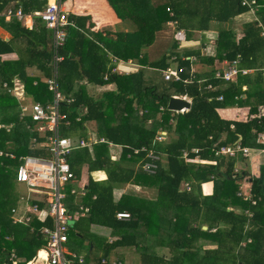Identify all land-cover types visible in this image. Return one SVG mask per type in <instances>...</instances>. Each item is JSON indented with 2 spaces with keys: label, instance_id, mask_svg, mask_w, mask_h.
Instances as JSON below:
<instances>
[{
  "label": "trees",
  "instance_id": "trees-1",
  "mask_svg": "<svg viewBox=\"0 0 264 264\" xmlns=\"http://www.w3.org/2000/svg\"><path fill=\"white\" fill-rule=\"evenodd\" d=\"M46 1L0 0V12L6 7L13 10L19 7L23 14L33 15L44 8ZM106 2L117 18L132 24V30L109 38L87 32L85 18L67 15L71 25L65 29V41L58 52L62 57L57 67L59 88L63 96L73 99L71 104L60 108L69 121V126L61 128L60 134L83 139L84 123L94 122L96 137L121 149L116 161L110 159L108 147L101 143L93 144L91 152L77 148L67 156L69 168L76 177L83 163L90 172L101 170L106 174L102 184L88 185L90 193L79 205L88 207L89 212L68 231L67 242L70 236L80 240L90 236L88 227L98 224L108 227L114 238L108 244L102 243L100 250L105 258L114 250L133 248L140 257L139 264H264V164L257 165L256 171H238L234 159L215 154L218 148L235 142L241 147L257 148L253 143L255 135L264 131V83L260 73L256 72L252 78L238 75L230 83L222 82L213 78V70L202 76L190 72L196 61L212 64L211 58L200 56L199 49L170 50L152 62H148L142 52L169 21L182 30L185 41L194 33L209 31L215 24L218 25L217 61L230 62L238 56L239 67L260 68L259 62L264 65V39L260 37L257 21L264 28V0H258L257 20L243 25V35L238 41L225 25L232 17L247 11L239 0ZM34 25L27 30L13 18L9 21L0 18V28L10 35L7 41L0 38V56L16 55L14 61L0 59V264H11V253L15 260H23L17 264H26L44 243L37 230L31 233L27 227H22V239L17 238L20 225L11 224L9 216L16 198V194L10 196L9 185L10 181L15 183L18 158L25 155L49 157L48 152L29 147L30 139L36 135L30 131V120L19 118L17 100L12 94L17 84L22 87L23 103L43 104L50 100L45 84L26 75L29 67L40 71L44 78L50 74L51 53L47 46L50 33L36 17ZM14 45L18 48L14 49ZM109 57L132 60L154 70L152 73L158 83H152L142 70L112 73ZM192 58L195 62H191ZM167 61L175 62L182 70V80L192 75L193 82L164 81L160 70L168 66ZM201 80L205 81L197 85L196 81ZM81 81L92 86L114 84L115 91L104 92L93 99L86 95L85 86L75 85ZM206 84L213 90H205ZM171 96L190 98L189 109L184 113L168 111L166 104ZM217 96H222V100L216 101ZM244 106L248 107V116L243 123L222 120L215 112L217 108ZM160 131L166 133L165 140L153 142ZM141 148L162 155L152 175L141 170L140 165L145 160ZM192 149L197 152L188 153L189 159L197 157L198 161H184L182 151ZM243 180H247L245 192L239 187ZM205 182L212 183L209 196L201 195L200 186ZM126 183L154 187L157 197L149 201L123 196L113 202V187ZM185 184L188 190L183 187ZM69 189L65 188L64 206L72 212L78 205L72 203ZM240 191L243 195L249 194V199L244 200L242 194L239 196ZM121 211L129 214L128 220L115 219V213ZM45 224L50 226L49 222ZM202 226L206 229L202 230ZM95 244V241L89 242L85 248L90 251ZM157 248L166 249L167 256L158 255Z\"/></svg>",
  "mask_w": 264,
  "mask_h": 264
},
{
  "label": "built area",
  "instance_id": "built-area-1",
  "mask_svg": "<svg viewBox=\"0 0 264 264\" xmlns=\"http://www.w3.org/2000/svg\"><path fill=\"white\" fill-rule=\"evenodd\" d=\"M239 2L241 6L247 7L250 11L257 7V0H239ZM34 15L40 20L44 29L50 32V76L44 80V84L51 98L43 104L38 102L23 103L22 93L19 92L22 90L21 86H19V91L14 86L12 94L18 102H21L18 107L19 118H28L31 122L30 131L36 135L30 139L29 147L46 151L49 153V157L29 155L19 157V163L14 172V179L17 184L22 185L24 188V194L19 198L25 204L23 214H29L30 217L37 216L41 222L48 219L51 227L42 226L39 228L44 244L26 264H35L36 262H41V264H85L82 257L64 248L67 242L68 231L73 230L78 218L86 216L89 212L88 207H80L78 210L68 212L64 206V199L66 197L65 188L67 184L74 180V175L67 162V156L74 148H88L98 142V140L94 138L81 139L75 143L71 139L59 134L60 128L68 125L66 114L60 108L63 104H70L72 99L64 97L59 89L57 67L62 61V57L58 55V52L65 41V29L71 23L67 20V14L61 6V0H48L44 8L40 12L34 13ZM0 17L5 21L13 18L21 24H23V20L25 19L19 7L15 10L11 7H6L0 12ZM167 25L172 27L174 39L179 43L178 46H181L184 42L183 32L176 29L174 22L169 21ZM239 62L240 59L236 56L234 60L226 62L224 68L213 69V78L222 82H231L238 75L244 76L251 71H257L260 73L261 81L264 83V65L258 70H250L239 67ZM111 72L121 74L120 71L114 68L111 69ZM181 72L180 68L168 67L161 71V75L165 81L173 80L178 82L180 81L179 74ZM192 78L193 76L190 75V78L183 80L182 83H189ZM103 79H105V76ZM198 82H203V80ZM204 89L213 90L210 84H207ZM216 100L221 101L222 97L217 96ZM183 112L184 110L181 109L180 113ZM161 134L164 135V133ZM37 139H41V141H37ZM160 139L161 137L159 136L155 138L157 141ZM99 142H102V140H99ZM254 144L256 146H264V131L255 135ZM140 151L145 153L146 160L140 165L141 170L144 173L153 174L157 169L158 156L150 149L141 148ZM191 151L193 153L197 152L195 149ZM250 151L252 150L241 147L238 142H235L231 146L218 148L215 154L226 156L230 159L238 157L249 158ZM253 151L255 155L257 150ZM260 151L264 152V148ZM134 152L136 153L137 151L135 150ZM8 156L13 158L12 155ZM182 156L186 157V153L183 152ZM184 188L188 190L186 184ZM69 193L75 195L73 189H69ZM241 194L240 192L238 193L239 196ZM242 196L244 200L248 199V195L242 194ZM251 204H254V202L251 201ZM10 214L12 223L24 224L30 220L28 217L21 216L17 209H12ZM246 214L249 216L248 213ZM114 217L118 221H125L129 219V214L117 212ZM9 258L12 264H15V256L11 254ZM98 264L122 263L118 260L101 259Z\"/></svg>",
  "mask_w": 264,
  "mask_h": 264
},
{
  "label": "crops",
  "instance_id": "crops-1",
  "mask_svg": "<svg viewBox=\"0 0 264 264\" xmlns=\"http://www.w3.org/2000/svg\"><path fill=\"white\" fill-rule=\"evenodd\" d=\"M14 2H16V1H14ZM150 2L153 4L156 3L155 0H150ZM61 6L67 15H72V16H75L77 18H85L86 22H85L84 26H85V28H87V30H88L87 32H89V33H99L103 36H106L109 38H114L115 34H117V33L130 32L132 30V24L128 20H120L119 18H117L116 15L114 14V12L110 9L106 0H66L63 3L61 2ZM24 16H25V19L23 20V24L20 23V26H22L23 28H25L27 30H31L32 27H35V25H34V16L35 15H25L24 14ZM256 20H257V18L255 16V12L254 11L251 12V11L247 10L244 13H241L239 15H236L235 17H232V19H230L228 25H225V26L228 27L232 31V33L234 34V40L238 41L243 35V32H242L243 25L255 22ZM257 22H258L257 27H259L261 29L260 37L264 39V28L259 21H257ZM217 27H218V25L212 24L209 31L197 33L198 34L197 39L193 38V36L195 34L194 33L192 35V38L190 40L186 41L183 45L184 48L182 49V51L185 49H188V50H198L199 49L200 50V56H202V57H206V56H203L205 54L201 53V49L205 48L206 49V55H208L207 57L211 58V60H212V62H211L212 64H201L197 61H196V63L192 64L191 69L197 70V72H198V73L195 72V74H198L201 76L206 75L209 70H213L215 68H224L226 66V61H217V59L215 58V39L217 37V31H216ZM165 28L168 29L166 25H165ZM162 32H164L163 29H162ZM84 34L86 36H88L85 32H84ZM9 37H10V35L6 31H4L3 29L0 28V38L7 41V40H9ZM88 37L90 38V36H88ZM152 44L149 47L143 49V51H142L146 55L148 62L154 61L151 58V55L153 53V50L151 49V47L153 46ZM47 46L50 47V39H49V43ZM17 48L18 47L16 45H14V49H17ZM0 59L2 61H14L16 59V55L14 53H9V54H5V55H1ZM109 59L111 60V63L113 64V68L116 69L117 71H120L121 74H129L130 72H133L130 69L129 65H130V63H132L134 61H132V60L122 61V60L116 59L114 57L113 58L109 57ZM157 59H155V60H157ZM167 62H168V65H170V67L176 66L175 62H169V61H167ZM191 62H195V58H192ZM258 65L261 67L262 66L261 62H259ZM49 68H50V65H49ZM249 69L252 70L254 68H249ZM257 69H259V68H257ZM141 70L144 72V74L146 75L147 78H149L150 80L154 79L155 75H154V73H152L154 70L149 69L147 67H144ZM256 72L257 71H255V72L251 71L249 74H247L245 76L252 78L253 75L256 74ZM26 75H28L30 77L37 78L38 80L42 81L43 83H44V80L46 79V77L44 78L42 73L40 71L36 70L34 67L27 68L26 69ZM49 76H50V74H49ZM78 84L85 86L86 95L88 97L93 98V99L99 98L100 95L104 92H114L115 91V85L114 84H105L102 86H92V85L85 84L84 81H81L79 83L77 82L75 85H78ZM58 85H59V83H58ZM15 87H17V91H19V88H20L19 85L16 84ZM242 88H243V90H245V87H242ZM19 92H21L22 96H23L22 90ZM243 97L244 96L242 95L241 99ZM50 98H51V96H50ZM66 98H70V97H66ZM72 101H73V99H72ZM33 102H35V101H33ZM251 102H252V100H251ZM20 103L21 102H18V100H17V106L18 107H19ZM215 112L218 115V117L222 120H226V121H230V122H241V123H243L247 120L248 107L244 106V107L217 108L215 110ZM66 118H67V116H66ZM243 118H245V119L243 120ZM67 121H68V119H67ZM68 126H69V121H68V125L66 127H68ZM84 128H85V136L83 137V140H87L89 138H94V139L98 140V142H96L94 144H97V143L106 144V146L108 147L107 150L110 154L109 155L110 159L116 161L118 156L120 155V150H121L120 147L117 145H113L112 143L106 141L102 137L101 138L96 137L94 122H85ZM66 137L71 139L75 143L77 142V137H75V135L66 136ZM99 140H102V142H99ZM92 145L88 148H85V149H87L88 152H91ZM74 149H77V148H74ZM260 150L261 149H258L257 150L258 152L255 155H253L252 156L253 158H251V159L243 160L240 157H238V159L236 158L235 162H234L235 163L234 166H235L236 170H238V171H241V170L254 171L255 167L257 165L264 164V152H262ZM113 157H114V159H112ZM161 161H162V163H165L163 158ZM237 162H240V163H237ZM237 164H240V165L237 166ZM79 168L80 169H78V176L76 177L74 175V180L72 182H70L69 184H67V186H66V187H70V189H73L75 191V195H73V198H72V200H73L72 203L75 205H78V208L76 210H78L80 207H83V208L85 207V206H82L79 204H81L83 197L87 193H90V191L88 189V185L91 183H92V185H93V183L94 184L95 183L96 184H102L106 179V174L104 171H101V170L96 171L95 170V171L90 172L87 169V165L84 163ZM246 181L247 180H243V182L245 184H243V182H242V184L239 186L240 189H243V192H245L247 189L246 188L247 187ZM200 190H201V195L209 196L212 192V183L211 182H205V183L201 184ZM23 194L17 196V200L19 202H21V204L18 203L17 208H15L16 205H14L10 209V211L12 209H17V211L20 213L21 216H25V217L30 218V220H28V222H26L24 224H21V223L18 224V223H12L11 222V224H13V225H20V226H17V238H19V239H22L21 237H23V231H22L23 228L22 227H27L28 232H31V233L34 232L35 230H37L39 234H40L39 228H41L42 226H46L49 228L51 227V223L48 219H46L44 222H41L39 220V217H37V216L36 217L31 216V217H33V218H31L29 216V214H23L25 211V209H24L25 204L23 201L19 200V198ZM94 196H95V194L92 195V198H94ZM123 196H131V197H137V198H141V199H145V200H149V201H154L157 197V190L154 187H142V186L133 185L131 183L117 184L116 186H114L113 190H112L113 202L116 203L119 200V198H121ZM248 199H249V194H248ZM250 203H251V201H250ZM251 205H253V204H251ZM121 212H126V211H121ZM9 216H10V213H9ZM85 217H87V216L82 217V219ZM79 219H81V218H78L76 220V223ZM45 222H49L50 226H47L45 224ZM36 224H39V227L36 226ZM201 229L205 230L206 227L202 226ZM88 230H89V234L91 236L90 238L94 237L96 244H95V247L92 246L91 248H89L90 252L91 253L93 252L94 256H92V255L88 256L86 259V260H88V261H86V264H92V262L95 263L100 258H103L104 260H119L115 256V254L118 253V251L121 249H117V250L110 252L106 258L102 257V252L100 250L102 243L106 242L108 244L114 240V238L111 237L110 229L108 227L101 226L98 224H92L88 227ZM40 236H41V239H43V236L41 234H40ZM204 248H213V246H205ZM96 252H98L97 255H96ZM11 254H13V253H11ZM84 255H86V251L84 252ZM18 261L21 262L23 260L22 259H16V260H14L15 264H17ZM11 264H12V261H11Z\"/></svg>",
  "mask_w": 264,
  "mask_h": 264
},
{
  "label": "rangeland",
  "instance_id": "rangeland-1",
  "mask_svg": "<svg viewBox=\"0 0 264 264\" xmlns=\"http://www.w3.org/2000/svg\"><path fill=\"white\" fill-rule=\"evenodd\" d=\"M65 1L66 0L62 1V3ZM167 28L168 29H166V28L163 29L164 32H162V30H160L155 34V39H154L153 44H152L153 46L151 47V49L153 50L151 58L153 60L160 58L162 55H164V53L169 52L170 50H173L174 52H181L182 49L184 48L183 47L184 44H182L181 46H178L179 43L177 42L176 39H174L172 27L167 25ZM193 38L197 39L198 34L195 33ZM173 47H175V48H173ZM201 53L205 54L203 56H208V55H206V49L205 48L201 49ZM171 60H173V59L170 58V61ZM129 67L132 71H138V70H141L142 68H144L143 66L138 65L135 62L130 63ZM193 72L198 73L197 70H193ZM157 79L154 77V79L152 80V83H154V84L156 82L158 83ZM193 160L197 161L198 159L194 158ZM237 163H240V162H237ZM238 165H240V164H237V166ZM243 184H245V183L243 182ZM9 187H10L9 188L10 196L14 197L16 194V198H15V201H14L12 206L16 205L15 208H17L18 203L21 204V202H19L17 200V196L24 193V188L22 185L16 184L13 181H10ZM246 188H248V186ZM31 218H33V217H31ZM94 241H95V238L93 237L91 239L90 236H84V238H82L81 240L73 238L70 236V238L68 239V242H66L68 245L65 244L64 248L71 251V252L74 251V253H76V254L78 253L77 256L82 257L83 260L85 261V264H86V261H88V260H86L87 257L90 255L94 256V254H93V252L91 253L88 249H86L85 246L89 242H94ZM85 251H86V255H84ZM156 253L158 255L167 256L166 249L157 248ZM97 254H98V252H96V255ZM115 256L117 258L122 259L124 264H139L140 257L134 251L133 248H122L121 250L118 251V253L115 254ZM35 264H41V262H36ZM92 264H94V263L92 262Z\"/></svg>",
  "mask_w": 264,
  "mask_h": 264
},
{
  "label": "clouds",
  "instance_id": "clouds-1",
  "mask_svg": "<svg viewBox=\"0 0 264 264\" xmlns=\"http://www.w3.org/2000/svg\"><path fill=\"white\" fill-rule=\"evenodd\" d=\"M48 1V0H47ZM46 5V4H45ZM260 6V4L258 3V0H257V7L255 8V9H253V10H251V12L252 11H256L257 10V8ZM245 8H247V7H245ZM247 10L248 11H250L248 8H247ZM24 15V14H23ZM34 15V14H33ZM34 17H36V16H34ZM1 18V17H0ZM37 18V17H36ZM20 24V23H19ZM166 26H167V23L165 24ZM177 30H180V29H177ZM182 31V30H181ZM49 32V31H48ZM50 33V32H49ZM186 41L184 40V42H183V44L185 43ZM50 49V48H49ZM168 67H170V65H168L166 68H168ZM165 68V69H166ZM170 68H174V67H170ZM175 68H177L176 66H175ZM164 70V69H163ZM161 71L162 70H160V74H161ZM190 72H193V70H191ZM182 73V72H181ZM180 73V74H181ZM180 74H179V77H180ZM162 76V75H161ZM192 76V75H191ZM245 76V75H244ZM163 78V77H162ZM190 78V76H188V78H186V79H184V80H187V79H189ZM193 79L194 78H192L191 79V81L189 82V83H192L193 82ZM165 81V80H164ZM169 81H173V80H168V81H166V82H169ZM183 80L181 79V77H180V81H178V82H182ZM205 80H203V82H204ZM173 82H175V81H173ZM203 82H198V81H196V84L197 85H199V84H201V83H203ZM232 82V81H231ZM183 84H188V83H183ZM207 85V84H206ZM206 90V89H205ZM171 97H173V98H180V99H183V100H185V101H187L188 103H189V105H190V103H191V101H190V98H187L186 96H171ZM181 97H183V98H181ZM222 97V96H221ZM216 99V98H215ZM217 101V100H216ZM33 103V102H32ZM39 103V102H38ZM28 104V103H27ZM190 107V106H189ZM189 109V108H188ZM188 109H183L184 110V112H186ZM181 110V109H180ZM180 110L178 111V112H176V113H180ZM183 112V113H184ZM147 124H149V121L147 122ZM64 127V126H63ZM63 127H61V128H63ZM61 128H60V130H61ZM30 129H31V126H30ZM32 133V132H31ZM161 133H164V135H162ZM59 134H60V132H59ZM61 135V134H60ZM62 136V135H61ZM161 137V139L160 140H155V138L156 137ZM33 137H35V136H33ZM63 137H65V136H63ZM165 137H166V133L164 132V131H160V132H158L157 134H156V136L154 137V139H153V142H163L164 140H165ZM39 140H41V139H39ZM254 143V142H253ZM256 146V145H255ZM246 148H249V147H246ZM262 148H264V146H257V148H249L250 150H252V151H250V154H249V158H241V159H243V160H248V159H251L252 158V156L254 155V151L253 150H257V149H262ZM151 150V149H150ZM193 150V149H192ZM195 150H197V149H195ZM153 151V150H152ZM154 152V151H153ZM183 152H185L186 153V157H183V156H181V158L184 160V161H186V162H195L196 160H193V159H189V156H188V153L189 154H195V153H193L191 150L189 151V152H186V151H182V153ZM137 153V152H136ZM155 153V152H154ZM157 156H158V161H157V163L159 162V155H158V153H155ZM29 156H31V155H29ZM195 158H197V157H195ZM198 159V158H197ZM236 159V158H235ZM234 159V160H235ZM198 161V160H197ZM72 172V171H71ZM74 175V174H73ZM15 180V179H14ZM20 185V184H19ZM183 187H184V185H183ZM240 193H242L243 194V192H241L240 191ZM248 195V194H247ZM246 212V211H245ZM244 212V213H245ZM247 213V212H246ZM245 213V214H246ZM248 216V215H247ZM41 249V248H40Z\"/></svg>",
  "mask_w": 264,
  "mask_h": 264
},
{
  "label": "water",
  "instance_id": "water-1",
  "mask_svg": "<svg viewBox=\"0 0 264 264\" xmlns=\"http://www.w3.org/2000/svg\"><path fill=\"white\" fill-rule=\"evenodd\" d=\"M189 103L180 98H168L166 109L171 112H178L180 109H188Z\"/></svg>",
  "mask_w": 264,
  "mask_h": 264
},
{
  "label": "bare ground",
  "instance_id": "bare-ground-1",
  "mask_svg": "<svg viewBox=\"0 0 264 264\" xmlns=\"http://www.w3.org/2000/svg\"><path fill=\"white\" fill-rule=\"evenodd\" d=\"M259 3V2H258ZM230 83V82H229ZM220 143H221V141H220ZM251 148V147H250ZM258 150V149H257ZM258 152V151H257ZM256 152V153H257ZM160 155V154H159ZM160 156H162V155H160ZM253 158V157H252ZM238 159V158H237ZM161 160H162V158H161ZM159 168V167H158ZM242 173V172H241ZM148 175H150V174H148ZM152 175V174H151ZM155 175V174H154Z\"/></svg>",
  "mask_w": 264,
  "mask_h": 264
}]
</instances>
